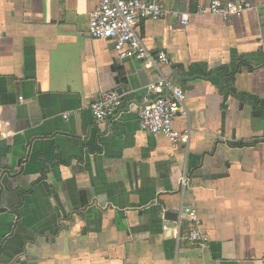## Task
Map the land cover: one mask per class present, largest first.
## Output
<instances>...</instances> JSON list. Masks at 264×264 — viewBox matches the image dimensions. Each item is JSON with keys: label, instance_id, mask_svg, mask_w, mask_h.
I'll list each match as a JSON object with an SVG mask.
<instances>
[{"label": "crops", "instance_id": "obj_1", "mask_svg": "<svg viewBox=\"0 0 264 264\" xmlns=\"http://www.w3.org/2000/svg\"><path fill=\"white\" fill-rule=\"evenodd\" d=\"M246 1L224 20L210 0H165L188 26L141 23L186 95L174 126L191 136L174 145L139 124L161 72L88 35L100 0H0V264H264V0ZM195 64L239 68L235 92ZM119 86L122 106L98 122L91 103ZM182 205L208 244L178 246Z\"/></svg>", "mask_w": 264, "mask_h": 264}, {"label": "built area", "instance_id": "obj_2", "mask_svg": "<svg viewBox=\"0 0 264 264\" xmlns=\"http://www.w3.org/2000/svg\"><path fill=\"white\" fill-rule=\"evenodd\" d=\"M253 4L246 0H210L209 11L224 20L240 16ZM168 16L181 26H188L191 14L168 9L165 0H100L90 14L88 35L92 39L109 40L113 43L120 59L129 57L143 59L146 65L161 72L160 76L147 86L144 105L139 112V124L143 130L153 134H163L174 145L189 143L191 130L179 131L175 128L176 119L186 113L185 92L172 81V77L162 72V67L170 64L164 50H150L140 33V25L146 20H161ZM123 97L116 90L103 91L90 105L98 122L113 117L122 106ZM69 114H64L68 118ZM188 177L181 178V185H188ZM189 224L184 226V219ZM178 246L186 241L191 244L206 245L210 237L200 227L195 211L181 206L178 219L174 222Z\"/></svg>", "mask_w": 264, "mask_h": 264}, {"label": "trees", "instance_id": "obj_3", "mask_svg": "<svg viewBox=\"0 0 264 264\" xmlns=\"http://www.w3.org/2000/svg\"><path fill=\"white\" fill-rule=\"evenodd\" d=\"M192 69L198 73V75L205 77V78H210L212 81L215 83H218L221 87L222 90L225 92H231L234 93L235 90L232 89L228 84L226 83V80L228 81L230 79V76H232L237 70L235 69L233 71H230L229 67L224 65L221 66L215 70H208V68L205 65H200V64H195L192 66ZM238 146H247V145H252V143H246V142H238Z\"/></svg>", "mask_w": 264, "mask_h": 264}, {"label": "water", "instance_id": "obj_4", "mask_svg": "<svg viewBox=\"0 0 264 264\" xmlns=\"http://www.w3.org/2000/svg\"><path fill=\"white\" fill-rule=\"evenodd\" d=\"M175 78H176V75L174 74V75H172V81L173 82H175ZM124 80V78H116V83L118 84V83H120V82H122ZM116 91L120 94V95H122V97H125V89H124V87H121V86H119L117 89H116ZM144 104H142V106H143ZM2 188V185L0 184V189ZM1 192V191H0Z\"/></svg>", "mask_w": 264, "mask_h": 264}]
</instances>
